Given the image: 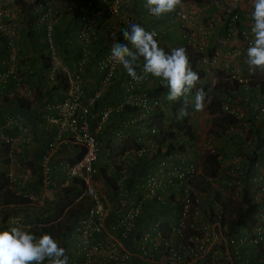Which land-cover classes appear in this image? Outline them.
I'll return each mask as SVG.
<instances>
[{
	"label": "built area",
	"instance_id": "obj_1",
	"mask_svg": "<svg viewBox=\"0 0 264 264\" xmlns=\"http://www.w3.org/2000/svg\"><path fill=\"white\" fill-rule=\"evenodd\" d=\"M23 1L25 5L33 3L31 10L35 11L34 25L42 26L49 60L48 78L53 82L57 80V71L62 67L53 41L54 26L59 17L55 11V2L61 3L60 6L67 16L75 17V39L83 55H86L88 45L102 43L101 47L107 46L115 40L120 29L136 23L129 11L132 8L130 0H100L102 6H95L94 0ZM142 2L146 4V0ZM17 11L25 10L18 6ZM102 14L108 17L103 23L99 19ZM10 15L5 7L0 6V33L4 32V24ZM171 16L178 27L182 28L186 24L189 26L188 31L182 29L185 44L192 53L199 52L202 42L208 38L211 24L203 25L199 29L194 24L189 25L188 12L181 7L171 13ZM145 17H152L147 8ZM238 20L239 13L234 7L224 8L225 40L234 32ZM236 35L241 37L248 48L253 39L251 34L244 29H238ZM109 46L91 71L104 72L106 82L111 80L120 67L110 59L112 48ZM5 47L9 51L10 60L14 61L11 38L6 40ZM226 54L236 56L237 51L232 49ZM221 55L219 48L214 47L210 56L204 54L198 56V60L202 62L205 60L202 58L207 57L205 63L211 64ZM79 64H83V60ZM13 67L12 64L0 73V82H5L9 77L17 78ZM245 69L243 75L236 71L222 75L219 82H227L231 88L228 91L218 88L216 91L215 98L219 109L235 118L234 122L226 124L223 133L230 141L229 148L232 150L230 168L222 173L219 180L218 175L203 176L204 183L209 188H218V184L224 186L219 200L214 199V194L208 197L207 191L199 190V179L196 177L201 175L200 165L197 164V159L179 149L180 142L177 139L171 141L175 147V162L166 155L151 168L137 170L135 163L138 159L145 155H157L161 151L164 154L167 149V141L159 142L162 137L161 129L144 120L145 115L153 114L160 106V100L157 96L140 90L142 80L135 82L127 75L124 88L131 93V103L141 113L130 121L140 122L148 135L136 149H125L112 158L104 154L103 162L106 163L107 171L105 175L115 180L110 196L99 192L94 179L99 175V165L102 163L98 156L97 135L111 113L110 106L102 102L96 117L93 111L100 93H85L73 82L69 83L57 103L48 106L55 111L50 121L56 125L55 135L49 145H55L57 140H65L81 151L78 159L59 162L65 176L59 184L50 179V149H45L39 159L41 184L56 188H61L66 183L77 184V188L80 187L77 200L81 198L84 201L82 215L71 223L66 236L67 246H63L69 264H94L97 259L104 257L109 264H127L130 252L122 242L127 238L132 240L135 250L143 258L157 256L164 264H264V78L256 77L255 72L250 73L247 63ZM137 74L144 75L141 71ZM124 101H128V98ZM7 122L12 123V117H8ZM238 124L243 126L242 135L241 130H236ZM111 136L119 141L124 137V132L118 129ZM0 140L8 142L9 138L0 137ZM204 150L217 153L216 143L211 135L203 139L200 151ZM244 175H247L246 179ZM5 176L8 181L14 179L11 169H8ZM244 189L248 190L250 198L260 206L253 214L255 222L240 237L234 238L227 232L228 219L222 202L226 198L241 199ZM171 194L178 199L177 217L163 229L160 219H148L151 211L144 206V200L162 203ZM205 198L211 201L210 205H207ZM111 204L113 208L109 210ZM8 223L9 226H17L22 230L31 228L29 225L22 226L17 218L9 219Z\"/></svg>",
	"mask_w": 264,
	"mask_h": 264
},
{
	"label": "crops",
	"instance_id": "obj_2",
	"mask_svg": "<svg viewBox=\"0 0 264 264\" xmlns=\"http://www.w3.org/2000/svg\"><path fill=\"white\" fill-rule=\"evenodd\" d=\"M72 1L80 2L82 0ZM97 1L94 0L95 6L103 5L100 3V0ZM206 1L207 2L203 6H200L202 9H198V12L202 15L203 12L206 11L211 17L216 10L221 9V6H224L226 3L232 4L231 0H215L220 2L219 6L211 3L213 0ZM60 4L59 1L58 3L55 2V11H58L59 17L54 26L53 41L57 50L58 59L63 68L61 67L57 71V80L53 82L49 80L48 71L44 66V60L47 59L48 56L46 55V45L42 35V26H32L30 25L31 22H28L29 25H26L29 18L25 15V11H17L18 4L15 3V0H0V6L5 7V9L11 13L10 18L4 24V32L0 33V73L13 64L17 76V78L9 77L5 82H0V137L9 138L8 142L0 140V142H2L0 143V147H2V149H0V172H2L6 178L5 174L8 169H11L14 179L8 181L6 178V189L14 195L26 199L23 203L19 204H0V231L10 230L13 227H17L9 226L8 222L11 218H17L20 220L22 226L29 225L32 227L36 224H40L39 219L50 217L49 215L51 214L54 201L57 199L58 193L61 192V189L66 187H71V190L76 189L74 183L63 184L64 186L61 187V189H59L60 187L56 188L41 184V171L39 167V159L42 152L49 148L48 163L50 167V179L59 184L63 181V179H61L62 171L59 167V162L63 160L71 161V159L79 154V148L65 140H57L55 145H49L52 136L55 135L56 125L50 121L51 117L55 115V111L48 108V106L57 103L58 100L61 99L63 91L68 87L69 83H77L83 91L88 94L93 92L100 93L93 111L96 114V117L98 108L102 102L106 103V101L110 99L112 100L111 102H114V104H111L110 102L106 103L110 106L111 113L103 124L102 130L97 135V140L99 141L98 156L100 160L102 159V163L98 165L105 173L107 171L105 168L106 163L103 162L104 154L112 158L118 153L122 151L124 152L125 149H136L140 146L141 140L148 135L140 122L130 121L131 119L138 117L141 113L140 109L131 103V93L124 88V82L122 83V81H120V73L123 72L127 77L128 74L126 71L120 66L116 75H113L112 78L110 77L111 80L108 82L104 81V72H91L93 70L94 61L98 58L94 55V52L91 49L86 52V55H83L79 50L77 40L75 39V17L67 16L65 13L61 16L64 11ZM129 4L132 7L129 11H131L134 19H136V23L148 32H155V39L160 45L171 50L173 48L183 47L182 44H185L183 42L184 39H182V42L180 41V30H178L175 25L171 13L159 19L151 17V19L148 20L145 17L146 7L142 0H130ZM241 7L239 9L240 21L238 20L234 32L230 33L227 40H225V36H223V24L219 22V20H215L213 29L209 32L214 35L213 39H208L211 35L210 34L209 37L202 42L206 48H201L200 51L197 52L200 53V57L205 53L211 55L214 47L219 48L222 53V55L215 60L213 63L214 65L205 63L207 57L202 58L205 59L204 61L202 60V62L198 59L195 60V66H198V68L203 71V75H205L204 71H209L207 64H209L208 66L211 65L217 68V71H220V77L227 72L230 73L229 71H236L241 75L246 71L247 47L243 43L241 37L236 35V31L238 29H244L251 34V20L248 16H246V19L241 17V11L244 10V7ZM183 8L185 9V6ZM250 9L251 7L248 10ZM61 17H63L64 20H62ZM106 18H108L107 15L102 14L99 18L100 22H105ZM200 23L201 22L199 21L198 24H194L197 29L203 26V24ZM9 38L12 40L14 61L10 60L9 51L5 47V42ZM101 44L102 43L94 44L101 50V52H99L100 57H102L103 53L107 51V47H101ZM232 49L237 51L236 56L226 54L227 51H231ZM43 56H46L47 58ZM81 60H83V64H79V61ZM91 63L93 66L90 65ZM60 79L65 83L64 88L59 85ZM157 82H160V80L158 78L153 79L149 74L142 81L140 90L143 91L144 89L148 90L151 87L154 88ZM119 83L121 84L119 85ZM204 84L205 82L203 83V86ZM116 90L119 92L113 96L112 94ZM163 93H166V88ZM14 94L18 95L23 102H27L29 108H20L12 100L7 102L4 101L3 97H12ZM158 97L160 99V107L155 110L153 114H147L144 116L146 122L157 124L159 121L158 112H162V106L166 103H172L166 98L165 100H162L161 95ZM125 98H128V101H124ZM189 107L190 110L187 112L189 121L196 125L201 119L197 120V115H195L193 107L191 105ZM8 117H12V123L7 122ZM163 117H161V121H164ZM118 129H121L124 132V137L119 141L111 136V133ZM236 130H241L240 135L243 134V126L241 124L236 126ZM165 131H167L166 128ZM164 138L165 137H163V139ZM217 138L219 142H216V147L218 149L223 148L227 153L226 158L223 159V163L225 164L226 159L230 161L233 157L232 150L229 148L231 146L229 145L227 137L219 135ZM194 144L199 145V142H195ZM174 152L175 151L171 149L164 154L159 152L157 155H154V157L145 155L136 161L135 166L137 167V170L143 167L151 168L156 161L166 155H169L171 161L175 162L176 153L174 154ZM194 154L197 159L199 150H194ZM143 161H145L144 164ZM152 161L154 163H152ZM107 177L112 180V184L104 181L100 175L95 176L94 179L99 192L106 196H110L115 180L109 176ZM79 189L80 187L72 192L73 195L75 193V197L72 200L73 202L77 200V196L80 194ZM218 189L223 191L222 184H218ZM169 199L171 203H173L175 198L172 196ZM144 202L150 203L151 201L147 199L144 200ZM155 204L156 205H150L152 207L150 208V211L151 213L154 210L160 212L159 217L156 218L166 223H171L176 219L177 213L171 210L172 207L169 205ZM112 208L113 205L111 204L109 210H112ZM82 210L78 216L82 215ZM161 228L165 229V226H161ZM23 230L32 233L30 232V229L25 228ZM122 242L130 252V259L127 264H164L157 256H153L151 259L143 258L140 253L135 250V245L130 238H127ZM94 264L109 263L104 257L97 259Z\"/></svg>",
	"mask_w": 264,
	"mask_h": 264
},
{
	"label": "clouds",
	"instance_id": "obj_3",
	"mask_svg": "<svg viewBox=\"0 0 264 264\" xmlns=\"http://www.w3.org/2000/svg\"><path fill=\"white\" fill-rule=\"evenodd\" d=\"M181 6L182 0H146L145 4L148 13L158 19L174 13ZM250 20V32L253 39L247 48L246 63L249 66V72L254 73L257 69L264 71V0H252ZM173 21L175 22L174 19ZM122 34L128 43L114 45L108 43L112 48L110 59L116 65L122 66L133 81L140 82L143 79L135 70L138 66L137 61L143 58L144 75L150 74L160 80L167 90L168 101L183 102L182 116L187 115L189 94L193 92H195L192 101L193 110L200 112L204 109L206 94L202 87H197L200 76L190 67L184 48H173L170 54L166 53L155 39V33L146 31L137 23L128 25L122 30ZM150 124L156 125L152 122ZM157 127L161 129L163 139L165 126L161 124ZM163 140L165 141V138ZM194 147L193 144L192 153L189 151L190 148L186 149L183 144L179 146V149L185 150L195 158ZM45 262L46 264H69L65 248L61 247L51 235L36 236L19 227L0 231V264H45Z\"/></svg>",
	"mask_w": 264,
	"mask_h": 264
},
{
	"label": "trees",
	"instance_id": "obj_4",
	"mask_svg": "<svg viewBox=\"0 0 264 264\" xmlns=\"http://www.w3.org/2000/svg\"><path fill=\"white\" fill-rule=\"evenodd\" d=\"M15 3L18 4V6H21L23 10H25V15L27 16V18H29V20L27 21V24H28V22L29 23L31 22L30 25L33 26L34 25V17H35V11L31 10L33 3L25 5L23 0H15ZM56 12L58 13V11H56ZM63 15H64V12L62 13L61 16H63ZM146 18L148 20L151 19V17H146ZM61 19L64 20L63 17H61ZM125 42L126 41L123 38L122 30L120 29L116 34L115 40H113L109 44L114 45L116 43H125ZM94 44H96V43H94ZM94 44L88 45L86 48V51L88 52L91 49L94 52V55L97 56V58H99L100 57L99 52H101V50H100V48H97V45H94ZM159 46L161 48H163L166 53L170 54L171 49L164 47L160 44H159ZM185 50H186L187 56L189 58L190 67L192 68L193 71L197 72L198 75L200 76L202 73L200 70L198 71L196 69V66H195V60L196 59H195L194 54L189 49H185ZM43 57L47 58L46 56H43ZM97 60L98 59H95L94 64ZM44 61H45L44 66H45V69L47 70L49 67V60L47 58ZM143 63H144L143 58H140L137 61L138 66L135 69L137 73H140V71L143 72ZM90 65H92V63ZM124 75L125 74H123V72H121L119 75L120 76L119 78H121L120 81H122V83L124 82V80L126 78V75L125 76ZM147 76L143 75L142 81ZM59 82H60L59 85L63 86V88H64L65 83H63L61 81V79ZM120 84L121 83H119V85ZM118 88H119V86H118ZM216 88H219V84ZM229 88H231V86L227 82L221 83L220 89L222 91H224V90L228 91ZM164 90H165V88L162 86L161 82H157L156 86L154 88L151 87L148 90L144 89L143 91L148 93L149 95H153L155 97L156 96L158 97L159 95L163 94ZM118 92L119 91L116 90V91H114V93L112 95L115 96ZM104 95H105V93H104ZM103 96H101V97H103ZM3 99L5 102L12 100L20 108H25V109L29 108L28 103L25 101L23 102V100L20 99V97L16 94H14L12 97H3ZM111 101H112L111 99L107 100L106 103L110 102L111 104H114V102H111ZM166 104H164V106H162V108H161L162 112L161 113L158 112L159 113V116H158L159 121L156 124L157 126L160 127V125L163 123V125L167 129V131H164L165 141H167L166 152H169L171 149H173V150L175 149V147L171 143V141L174 139H177L180 142V145L182 146L183 140L179 139L178 136H183L185 138L184 141H190L189 147H190V149L193 150V144L196 142V140H194V137H195L194 133L196 131L195 127L193 126L194 124L191 121H189L188 115H184L181 118L180 122L176 121V119H175L178 115V110L183 108V102L182 101L179 103L172 102L169 106H167ZM206 106H207L208 110L214 114L213 108L218 107V101L216 100V98H213L207 103ZM159 107L160 106H158V108ZM167 109H169V111H167ZM4 110H2V111H4ZM189 110H190V108L188 105L187 112ZM225 115L227 116V121L225 119L224 120L225 122H223V123L220 122V117H217V118L213 119V121H212V122H214L215 125H219L221 131L225 130V126L227 123L230 124V123L235 121V118L232 115H228V114H225ZM161 117H163L164 121L160 120ZM221 120H222V118H221ZM165 123L167 126L165 125ZM161 141H162V137L159 139L160 143H161ZM0 143H2V142H0ZM168 145H169V147H168ZM234 146H236V145H234ZM0 149H2V147H0ZM116 149H117V147H116ZM216 152L217 153H209L206 150H204V152L202 153L203 156L202 155L200 156V163H199L200 168H201V175L197 176L196 178L199 179V181H198L199 182L198 183L199 190L207 191L208 197H209V195L214 194V199L219 200L220 199V190L218 188H213V189L209 188L204 183V180H203L204 175H208V176L218 175V180H219L222 173L226 172L230 168L231 162L228 159L225 160V164L223 163V159L226 158V156H227L226 150H223V148L218 149L216 147ZM80 153H81V151H79V154L76 155L73 159H71V161L78 159L80 157ZM218 156H220V159L218 158ZM151 157H154V155H151ZM144 163H145V161H143V164ZM152 163H154V162L152 161ZM99 175L103 178L104 181L112 184V180L109 179L105 175V172L103 169H100ZM244 176L246 179L247 175H244ZM6 187H7L6 178L4 177L3 173L0 172V204H8V203H18L19 204V203H23L26 200V199L22 198L21 196L14 195L8 189H6ZM74 187L77 189L78 185L74 184ZM222 188H224V186H222ZM76 189L71 190V187L70 188L66 187L64 189H61V192L58 193L57 199L54 201L53 207L51 209V214L49 215L50 217H47L45 219H39L40 224H36V225L31 227V230H30V232H32L31 234L36 235V236H41L43 234H49L57 241V243L61 247H63V246L66 247L67 246V242H66L67 237L66 236H67L68 231L71 228V223L73 222V220L75 218H77L78 214L81 212V210L83 209V205H84V201L81 198H79L75 203H73V204L71 203V201L75 197V193L73 195L72 192H74ZM248 193H249L248 190L244 189L242 194H241V199L235 200L232 198H226L222 202L224 212L227 216L226 218L228 219L226 222V225L228 227L227 232L231 233V235H233L234 238L240 237L243 234V232H245L244 230L249 228V226L255 222V217L253 216V214L255 213V211L260 206V205L256 204L250 198ZM172 196H173V194H171L162 203H157V205H169L170 207H172L171 210H173L177 213V209L179 207L178 199L175 198L173 200V203H171L169 198ZM204 200L207 202V205L211 204V201H207V198H205ZM150 203L156 205L155 202H153V201H151ZM150 203H145L144 206L147 208H152L150 206L151 205ZM150 214H149L148 219L153 220L156 217H159L160 212L154 210V211H152V213L150 212ZM161 223H162L161 224L162 227L166 226V224H167L166 222H161Z\"/></svg>",
	"mask_w": 264,
	"mask_h": 264
},
{
	"label": "rangeland",
	"instance_id": "obj_5",
	"mask_svg": "<svg viewBox=\"0 0 264 264\" xmlns=\"http://www.w3.org/2000/svg\"><path fill=\"white\" fill-rule=\"evenodd\" d=\"M214 1L215 0L211 1V3H214ZM228 1H230V0H228ZM231 1H232V4H227L226 3L224 6H221L220 10H216L215 9L216 11L213 13L212 17L206 11H204L202 15L198 12V9L199 10L202 9L200 6H203L207 2L206 0H182L181 8H183L185 6V10H187V12H188V23H189V25H192V24L196 25L200 21L204 26H208L209 24H211V28L209 29L211 31V29H213V26H214L213 24L215 23V20H219V22H221L223 24V21H224V8L225 7H234V9H236V11L238 13H240L239 9L242 6V7H244V10L241 11V14H242L241 17L243 19H246V16L250 17V12H249L250 10H248V9L251 7L252 0H231ZM215 2L217 4V6L220 5V2H218V1H215ZM239 21H240V14H239ZM177 28H178V30H180L181 27L179 26ZM182 29L185 30V31H188L189 26H187V24H186L185 26H182L181 31H179V34H180L179 38H180L181 42H182L183 35H184V32H183ZM222 31H223V35H224V29L223 28H222ZM210 34L211 33H209V35ZM209 35H208V37H209ZM213 37H214V35L211 34L208 39L211 40V39H213ZM201 45H202V48H206V46H204L203 43ZM182 46L185 49H189L185 44H182ZM193 54H194L196 60L198 59V56H200V53H193ZM205 54L207 56L210 55L208 53H205ZM208 65L209 64H207V67L209 68V71H204L205 75H203V71H201L200 68H198V66L196 67V69L198 71L200 70L201 73H202L200 75V81H199V84L197 85V87H203V83L205 82L203 89H204V92L206 94L204 109L202 111H200V112H196L195 111V115H197V117H196L197 120H200V119L201 120L196 125H193L195 127V130H196L195 133H194V135H195L194 140H196V142H199V145L198 144H194L195 145V147H194L195 151L199 150V155L197 156V159H198L197 160V164L198 165H200L199 164L200 163V156L203 153L202 151H200L203 139L205 140L207 135H211L213 137L214 142L216 143L217 141L219 142L217 137H219V135L223 133V131L220 130L219 125H215L214 122H212L213 119H215L217 117H220V122H222V123L225 122L224 121L225 119L227 121V116L225 115V114H227L226 112L221 111V109H219L218 107H214L213 108L214 114H213L212 112H210L208 110V108L206 106L207 103L211 99L217 97L216 91H217L218 88H216V84H219V88L221 86V83H219L220 71H217V68H215L214 66H211V65H214L213 63H211L210 66H208ZM255 76L258 77V78H264V71H261V70L257 69L255 71ZM153 79H154V77H153ZM166 92H167V90H166ZM194 95H195V92L189 94V106L191 105L192 107H193L192 101L194 99ZM165 96H166V93L165 94L163 93L161 95L162 100H165V98H166ZM166 105L169 106L170 103H167ZM167 111H169V109H167ZM181 112H182V109H179L178 110V115L175 118L176 121H178V122H180L181 118L183 117L181 115ZM221 118H222V120H221ZM178 138L181 139V140H185V138L183 136H178ZM182 144L186 147V149L190 148L189 147L190 146V141H185ZM189 151H190V153H192V149H190ZM64 177L65 176L62 173L61 174V179H64ZM59 189H61V188H59ZM75 202L71 201L72 204L75 203ZM30 230H31V228H30Z\"/></svg>",
	"mask_w": 264,
	"mask_h": 264
}]
</instances>
